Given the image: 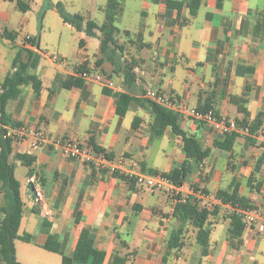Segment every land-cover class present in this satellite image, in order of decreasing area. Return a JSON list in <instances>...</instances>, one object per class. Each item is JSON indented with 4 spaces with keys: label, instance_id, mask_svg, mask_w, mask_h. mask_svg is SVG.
I'll use <instances>...</instances> for the list:
<instances>
[{
    "label": "crops",
    "instance_id": "1",
    "mask_svg": "<svg viewBox=\"0 0 264 264\" xmlns=\"http://www.w3.org/2000/svg\"><path fill=\"white\" fill-rule=\"evenodd\" d=\"M174 1L178 3L176 9H168L165 0H124L120 18H133L136 25H130L133 31L119 30L139 41L120 59L118 73L111 74V65L105 64L114 91L86 81L79 88L63 87L64 83L70 84L72 70L78 65L87 64L97 73V31L96 37H89L91 52L89 43L80 37L78 61L74 63L61 55L66 65L52 64L47 58L45 66L41 64L44 55L36 49L41 57L32 73L41 82L39 92L31 85L21 87L19 96L7 103V120L15 127H34L80 144L88 145L93 140L112 158L124 157L137 171L158 174L184 161L182 138L170 127L159 130L149 109L139 104L131 103L123 117L117 116L115 99L103 89L143 98L144 90L152 87L174 102L210 108L219 117L244 119L264 131V0H224L219 8L216 0H201L198 9L188 7L190 0ZM106 3L99 5L100 11ZM130 8L134 17L128 18ZM28 12L23 13L20 29L9 30L11 16L0 10V37L5 45L19 50L23 37L29 36L39 38L40 48L41 37L26 30ZM4 31L17 35L14 43L3 38ZM15 57L12 55L11 66H7L0 83L11 73ZM125 65L133 67L134 82L128 86L122 74ZM178 116L180 129L194 136L201 150L209 151L199 165L191 161V174L179 199L155 188L136 185L131 190L124 181L109 174L102 177L82 160L67 159L53 148L32 147L30 141L14 142L13 155L24 154L32 159L29 167L10 159L15 178L16 166L25 168L23 182L16 180L23 203L19 229L24 227L23 234L18 235L27 240L14 241L16 260L21 264H60L59 254L41 246L51 239L53 247L71 256L81 230L86 229L94 248L105 254L103 264L111 263L121 241L127 244V252L133 253L126 264H264V234L254 227L246 228L239 241H230L226 207L210 219L206 257L184 252L178 260L170 257L164 261L169 235L179 226L173 214L184 198H209V204L216 205L217 191L237 184L238 193L252 206L264 208V148L254 140L236 136L226 150V138L210 126ZM134 121L136 126L132 127ZM258 160L259 169L250 183L248 178ZM29 178H34L32 190ZM193 188L207 194L202 197ZM17 241L21 242L18 246Z\"/></svg>",
    "mask_w": 264,
    "mask_h": 264
},
{
    "label": "trees",
    "instance_id": "2",
    "mask_svg": "<svg viewBox=\"0 0 264 264\" xmlns=\"http://www.w3.org/2000/svg\"><path fill=\"white\" fill-rule=\"evenodd\" d=\"M3 1L14 3L16 8L22 13L30 10V5L24 0ZM165 1L168 9H176L178 7V3L174 0ZM223 1L224 0H216V6L218 8L221 7ZM123 3L124 0H107L103 9L104 21L101 25L96 24L94 21L87 19L80 14H68L60 2L53 6L61 21L71 26L76 32H84L88 37H96L95 31L99 33V57L95 61L94 69L97 73L106 77H108L110 73L107 69H104L105 64L111 65V74L118 73V69L120 68L119 61L123 57L122 55L125 51V45L120 44L117 38L118 35L121 34V31L115 25L122 13ZM200 3L201 0H190L188 7L190 9H198ZM123 33L126 36L129 35V32L127 31ZM2 36L10 43H14L17 37L15 33L8 31H4ZM138 41L139 38L135 41L128 42V45L137 46ZM27 43L39 50V38H30ZM40 57L41 56L37 51L27 48L25 46V41H23V46L18 50L16 57L12 62L11 73L0 83V192L2 194V203L0 205V264H21L15 257L14 241L17 239L27 240L26 237L18 235L23 203L20 197V185L14 176V165L10 159L12 158L13 160L19 161L26 167H29L32 163V159L28 155L18 153L14 155L12 154L14 140L6 136V129L4 126L15 127V125L10 124L7 120L6 106L10 100L16 99L19 96L21 87L23 86L31 85L36 93L39 92L41 82L32 72L36 69ZM77 67L82 70L91 71L87 64L78 65ZM132 69L133 67L128 65H125L124 68H122L125 86L133 84L134 82ZM82 84V80L72 78L70 79V84L64 83L63 87L69 88L70 86H75L79 88ZM103 93L112 96L115 99L117 116L123 117L131 103L139 104L149 109L154 117V123L159 130L164 129L165 127H170L174 135L182 138V150L185 154L184 161L178 167L173 168L162 175L170 180L175 186H184L191 174V161H193L195 165H199L203 159L208 156L209 151L201 150L197 139L194 136H187L180 129L178 114L161 107L150 100L133 97L124 92H111L108 89H103ZM198 110L208 111L212 109ZM238 110L243 114L246 113V111L240 106L238 107ZM236 122L243 126H247L252 133L259 131L256 123L249 124L244 119ZM135 126L134 121L132 127ZM224 137L226 138L225 143L228 145L225 149L228 150L231 146L232 140L236 136L232 134ZM88 146L97 153H105L94 144L93 140L89 141ZM108 157L112 158L110 155H108ZM259 165L260 160L257 161L254 173L248 178V182L251 183L254 181V176L259 169ZM93 172L96 173L95 170H93ZM148 173L152 175L158 174L153 171H149ZM107 174L108 173L105 171L99 172V175L102 177ZM28 176L30 177L31 175L28 174ZM112 177L124 181L131 190L136 186L133 179L118 175H113ZM32 186L31 183L28 184V187L31 190ZM193 192H201L200 195L203 197L207 194L205 190L200 191L195 188H193ZM176 197L179 199L180 196L178 195ZM215 199L219 204H214L212 208L201 204L202 200H197L196 198L190 199L189 196L188 198H184V202H180L176 212L173 214V217L179 221V226L169 235V239L166 243L164 261L170 257H174L175 260L180 258L182 249L185 246L186 234L190 229L195 232V243L201 250V257H206L209 250V236L211 233L210 219L216 217L221 212V207L227 208V214L225 217L229 220V226L226 231L228 239L230 241L240 240L246 228L238 210L256 208L251 205L248 199L238 193L237 184L229 190H218L215 194ZM41 247L45 250L59 254L61 257L60 264H103L105 257L103 251L94 248L92 239L86 229L81 230L71 256L64 254L58 248L53 247L51 239ZM127 251V244L124 241H121L119 249L113 256L110 264H126L133 255L132 252Z\"/></svg>",
    "mask_w": 264,
    "mask_h": 264
},
{
    "label": "built area",
    "instance_id": "3",
    "mask_svg": "<svg viewBox=\"0 0 264 264\" xmlns=\"http://www.w3.org/2000/svg\"><path fill=\"white\" fill-rule=\"evenodd\" d=\"M30 38L31 37L29 36L23 37L25 46L36 51L33 46L27 43ZM49 60L52 64H67L65 59L59 58L58 56H51L49 57ZM71 76L75 79H80L83 82L86 81L102 84L105 88L114 91V82L100 73L82 70L76 66L73 68ZM143 98L177 114L200 121L210 126L216 133L222 136L234 134L238 137L240 136L254 140L257 146L264 148V131L252 133L247 126H243L233 120L219 117L213 110L200 111L197 108L189 107L185 102H174L152 87H147L144 90ZM4 128L6 129V136L13 139L14 142L30 141L32 147L47 146L53 148L59 151L67 159L82 160L87 166L98 173L105 171L110 176H124L133 179L138 186L159 189L171 197H176L182 192L183 186H175L162 174L152 175L146 172H139L133 165L129 166L124 157L109 158L108 154L102 152L97 153L88 145L51 136L34 127L4 126ZM28 182L32 184L34 178H29ZM238 213L243 219L245 228L254 227L257 232L264 234V208L238 210Z\"/></svg>",
    "mask_w": 264,
    "mask_h": 264
},
{
    "label": "rangeland",
    "instance_id": "4",
    "mask_svg": "<svg viewBox=\"0 0 264 264\" xmlns=\"http://www.w3.org/2000/svg\"><path fill=\"white\" fill-rule=\"evenodd\" d=\"M24 1L31 5V9L27 14L28 21L26 30L28 33H34V35L37 37H41L39 50L44 55L41 57V64L48 66L47 58L51 56H58L61 58V55H63L68 62H77V51L80 37H84L86 39V41L89 43V52L92 51L90 46L92 39L85 37L83 34H79L75 30H71L69 27L63 24L55 10H53V5L60 2L68 14H80L97 24H101L104 21V14L99 10L98 7L99 5L106 3L107 0H45L44 2L41 0H35V3L30 0ZM0 10H6L11 16V22L9 26H7L9 30L20 29L19 24L22 20L23 13L16 8L14 3L0 1ZM133 12L134 10L131 8L128 10V18L134 17ZM115 25L121 30L124 28H129L131 31H133L132 27H135L136 23L133 18L130 20H124L119 17ZM130 25H132V27H130ZM117 38L120 44L125 45V51L122 55L124 57V55L131 52V45H128V42L135 41L136 39H134L133 36H126L122 31ZM17 50L18 48L16 47L5 45L3 39L0 37V79H2L4 76L6 69L11 66L9 65V63H11V57L12 55L17 54ZM126 57L129 58L128 55ZM45 84L48 85L49 82L46 80ZM24 170V167L20 165L16 166L15 174L16 179L19 182H23L24 180ZM208 199L209 198H205L206 201H202L201 204L212 208L213 205L209 204ZM1 203L2 194L0 192V205ZM23 228H20L18 231L20 235L23 234ZM20 243V241H17V246ZM200 251V248L195 243V232L190 229L186 234L185 246L182 249L181 254L184 252L189 254L195 252L197 253L196 255L199 256ZM18 256L21 258V253H18ZM196 261L197 259L194 260L195 263Z\"/></svg>",
    "mask_w": 264,
    "mask_h": 264
}]
</instances>
